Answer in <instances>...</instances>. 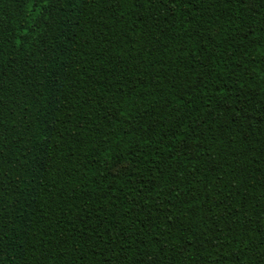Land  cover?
Here are the masks:
<instances>
[{"label":"trees","instance_id":"trees-1","mask_svg":"<svg viewBox=\"0 0 264 264\" xmlns=\"http://www.w3.org/2000/svg\"><path fill=\"white\" fill-rule=\"evenodd\" d=\"M0 264H264V0H0Z\"/></svg>","mask_w":264,"mask_h":264}]
</instances>
